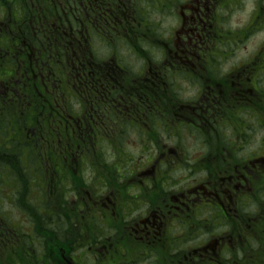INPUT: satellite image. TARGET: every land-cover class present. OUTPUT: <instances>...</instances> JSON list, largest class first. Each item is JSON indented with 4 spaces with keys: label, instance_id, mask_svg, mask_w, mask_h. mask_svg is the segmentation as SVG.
I'll return each instance as SVG.
<instances>
[{
    "label": "flooded vegetation",
    "instance_id": "1",
    "mask_svg": "<svg viewBox=\"0 0 264 264\" xmlns=\"http://www.w3.org/2000/svg\"><path fill=\"white\" fill-rule=\"evenodd\" d=\"M6 259L264 264V0H0Z\"/></svg>",
    "mask_w": 264,
    "mask_h": 264
},
{
    "label": "trees",
    "instance_id": "2",
    "mask_svg": "<svg viewBox=\"0 0 264 264\" xmlns=\"http://www.w3.org/2000/svg\"><path fill=\"white\" fill-rule=\"evenodd\" d=\"M40 4H42V5H44V6H46L47 7V9H48V11H49V6H47L45 3H44V1L43 2H40V1H38ZM70 2V1H69ZM17 157V156H16ZM17 163V162H16ZM8 260L6 259V260H4V261H1L0 260V264H8ZM33 264V263H32Z\"/></svg>",
    "mask_w": 264,
    "mask_h": 264
}]
</instances>
